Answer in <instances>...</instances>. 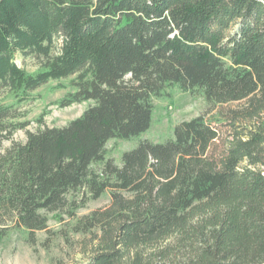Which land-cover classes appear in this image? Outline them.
<instances>
[{
  "label": "trees",
  "instance_id": "16d2710c",
  "mask_svg": "<svg viewBox=\"0 0 264 264\" xmlns=\"http://www.w3.org/2000/svg\"><path fill=\"white\" fill-rule=\"evenodd\" d=\"M72 77L53 104H93L4 149L34 92ZM176 90L236 105L226 138L202 115L107 156ZM108 191L74 226L100 232L91 264H264V0H0V238L13 226L35 246L48 213L75 219Z\"/></svg>",
  "mask_w": 264,
  "mask_h": 264
},
{
  "label": "rangeland",
  "instance_id": "374dc122",
  "mask_svg": "<svg viewBox=\"0 0 264 264\" xmlns=\"http://www.w3.org/2000/svg\"><path fill=\"white\" fill-rule=\"evenodd\" d=\"M17 64L29 72L38 69L36 60L32 57H22L18 54ZM71 79L51 82L34 92V99L22 106V111L27 117L21 121H28L29 125L24 130L13 134L10 140L4 142V149L10 148L15 143H25L27 133L36 132L46 127H64L70 121L80 117L93 103L86 102L74 104L71 107L59 108L54 105L73 88ZM58 83L66 85V89L52 90ZM155 115L150 129L140 137L128 140L113 139L106 145L107 156L121 165L122 153L132 150L141 141L149 140L163 143L174 136L175 127L183 122L198 116H204L207 121L218 127L225 139L228 128L223 124L221 114L229 108L212 107L203 96L191 95L178 90L170 100H154ZM43 118V124L38 119ZM111 204V194L108 191L98 200H91L84 208L77 212V217L71 219L66 215L48 213V230L35 233L36 244L32 246L29 234L21 229L11 228L7 234L0 238V264H91V260L98 248L99 231L91 233H76L74 226L84 216L94 210L105 208Z\"/></svg>",
  "mask_w": 264,
  "mask_h": 264
}]
</instances>
